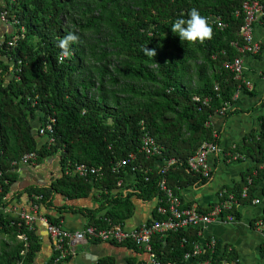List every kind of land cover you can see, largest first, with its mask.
<instances>
[{"label": "trees", "instance_id": "16d2710c", "mask_svg": "<svg viewBox=\"0 0 264 264\" xmlns=\"http://www.w3.org/2000/svg\"><path fill=\"white\" fill-rule=\"evenodd\" d=\"M244 1H0V12L6 13V23L12 27L0 37V264H32L40 250L36 232L27 230L19 215L4 210L17 177L15 165L25 153L33 152L36 161L58 154L63 166L101 167L100 178L63 173L49 186L26 190L31 198L36 195V202L49 205L55 192L75 198L96 188L101 206L110 205L106 216L112 223L131 214L132 195L163 199L158 187L163 176L176 193L200 179L186 162L203 142H218L211 116L225 102H233L238 89L239 82L225 63L240 55L232 43H240ZM192 8L207 18L219 16L226 26L219 29L211 24L213 38L203 44L181 42L170 27L176 18H187ZM69 32L79 41L61 60L58 42ZM145 47L156 49L157 55L146 56ZM205 97L209 101L203 103ZM50 118L52 141L50 133L38 134L39 126ZM145 133L161 146V155L147 156L140 150ZM229 151L254 160V173L248 175L251 183L243 179L228 188L239 204H245L252 200L256 182L264 179V117L259 131L250 132L243 145ZM162 158L176 159L164 174L158 166ZM122 159H127L126 165L113 172L112 166ZM127 173L133 175L130 184L125 182ZM246 185L247 196L242 197ZM86 213L87 225H106L102 217L95 218L94 210ZM227 214L239 216L235 206L222 212L223 217ZM153 217L163 216L154 210ZM21 233L27 237L26 246L17 238ZM200 238L194 227L168 231L153 236L152 251L162 264L206 259L209 264H222L234 258L233 250L222 252L217 240L213 250L204 247L201 254L184 261V254L192 252ZM97 264L114 263L105 257Z\"/></svg>", "mask_w": 264, "mask_h": 264}, {"label": "crops", "instance_id": "0c3cea01", "mask_svg": "<svg viewBox=\"0 0 264 264\" xmlns=\"http://www.w3.org/2000/svg\"><path fill=\"white\" fill-rule=\"evenodd\" d=\"M11 30L8 23L0 20V36ZM253 34L260 42L261 50L243 58V80L251 83L252 90H239L232 107L224 114H213L210 119L214 131L217 132L216 143L223 151H229L235 145H243L250 132L259 131L261 118L264 117V18L254 23ZM34 122L37 125L35 119ZM40 140L44 141V137ZM207 159L212 167L211 176L203 182L197 179L178 188L177 193L183 206L197 205L198 210L208 211L218 201L220 190L230 192L228 188L242 183L243 179L250 178V173H254V160L249 155L229 159L219 152L210 153ZM70 166H63L58 154L47 156L41 161H36V158L21 159L15 165L17 177L10 187L9 203L4 210L19 216L26 213L33 217L32 231L40 237L41 245L32 264H45L54 254L45 220L50 223V220H57L56 224L61 228L71 232L78 231L88 223L86 210H94L96 219L102 217L106 225L111 222L106 216L110 205L101 206L99 190L96 188L86 196L75 198H67L55 192L49 205L36 202V195L33 196L35 200L29 196L26 190L28 187L49 186L63 173L74 174L68 170ZM132 179V174L125 175L126 184H130ZM122 191L132 192V189L126 187ZM255 199L258 201L255 202ZM130 200L133 204L132 212L121 220L125 228L136 227L153 218L156 197L144 200L132 195ZM234 206L239 216L231 214L230 218H213L203 225L200 244L214 236L220 243L222 252L232 249L234 258L223 260L222 264H264V179L256 182L251 201L245 204L237 201ZM73 249L75 254L60 264H97L99 259L105 257L112 258L114 264H138L148 258V254L141 249L136 251L125 244L108 241L77 242L73 244Z\"/></svg>", "mask_w": 264, "mask_h": 264}, {"label": "built area", "instance_id": "2783aa9c", "mask_svg": "<svg viewBox=\"0 0 264 264\" xmlns=\"http://www.w3.org/2000/svg\"><path fill=\"white\" fill-rule=\"evenodd\" d=\"M241 12L243 18L238 31L240 43L239 45L237 42L232 43L237 48L240 55L225 63L232 73L233 78L239 82L238 89L232 96L233 100L237 96V92L242 88H246L249 91L252 90L251 83L243 80V58L245 55L256 54L261 50L260 42L254 38L253 28L254 23L264 17V0H245L242 4ZM236 14H239V11H236ZM208 19L211 24L216 25L219 29H223L226 26L219 16H211L208 17ZM0 20L2 22H9L6 13L3 11L0 12ZM12 21L17 23L16 20ZM15 37L16 36H13V39ZM193 100L200 101V98L198 96H193ZM202 101L206 103L209 101V98L205 97ZM232 105L230 101L225 102L222 108L218 110V113L224 114ZM51 123L52 119L50 118V121L40 125L38 128V134L40 136H45L46 133H50V135H48L49 141L53 140L51 135L54 132ZM140 150L147 156H158L162 153L161 146L147 133L142 136ZM219 152L229 159L243 157L239 153L232 154L230 151H223L216 142H203L195 153L188 157L186 162L188 170L200 177V179H208L211 176L212 167L207 157L210 153L217 154ZM35 158L36 155L32 152L22 155V160H34ZM126 162L127 159L117 161L112 166V171L117 172L121 166L126 165ZM175 162V158H162L159 160L158 166L160 173L164 174ZM68 170L79 176H92L94 178H100L103 174L101 167L90 166L84 163L70 166ZM250 182L251 179L248 178L247 184H250ZM1 186L2 183L0 181V190ZM158 187L163 193V199H161V197L156 198L157 203L155 211L158 215H162L163 217H153L150 221H145L133 228H125L121 223L109 222L108 225L104 227L85 225L81 230L71 232L61 228L57 224L45 220L47 223L46 231L51 238L54 250L53 256L45 264H58L72 257L75 254L73 244L77 242H87L89 240L108 241L117 244L131 243L148 254L147 260L139 262V264H162L152 251V238L154 235H162L168 231H178L179 229L187 230L190 227L198 228V234L201 235V230L205 223L211 221L213 218H222V212L231 209L237 203L234 193L220 190L218 192V201L212 205L208 211L201 212L198 210L197 205L183 206L179 194L167 186L164 176L160 179ZM241 196H247V186L242 188ZM257 201L258 200L255 199V202ZM230 216L231 214L226 215L227 218H230ZM20 217L24 221L27 230L32 231L34 229L33 217L26 213H21ZM17 238L23 241L25 246L27 245V237L24 233L18 234ZM215 245V237L210 236L204 244L201 245L197 243L194 245L192 252L185 253L184 261H188L191 257L201 254L204 247L213 250ZM21 253H23V251ZM166 264L172 263L167 262ZM193 264H209V260H198Z\"/></svg>", "mask_w": 264, "mask_h": 264}, {"label": "clouds", "instance_id": "9594fccd", "mask_svg": "<svg viewBox=\"0 0 264 264\" xmlns=\"http://www.w3.org/2000/svg\"><path fill=\"white\" fill-rule=\"evenodd\" d=\"M171 32L178 36L181 42H188L191 44L200 43L203 44L207 40L213 38V27L209 19L202 16L198 9L192 8L187 18H176L171 24ZM79 37L72 32H69L58 42V47L61 49L60 59L63 60L71 55L70 45L77 43ZM144 53L150 58H154L157 55L156 49L144 48Z\"/></svg>", "mask_w": 264, "mask_h": 264}, {"label": "water", "instance_id": "95a60500", "mask_svg": "<svg viewBox=\"0 0 264 264\" xmlns=\"http://www.w3.org/2000/svg\"><path fill=\"white\" fill-rule=\"evenodd\" d=\"M11 27V25H9ZM1 37V36H0Z\"/></svg>", "mask_w": 264, "mask_h": 264}]
</instances>
